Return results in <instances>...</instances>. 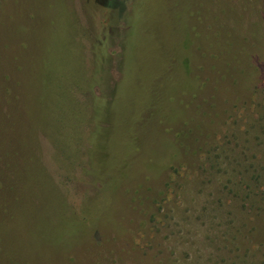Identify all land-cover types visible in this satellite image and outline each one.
Returning <instances> with one entry per match:
<instances>
[{
	"label": "rangeland",
	"instance_id": "1",
	"mask_svg": "<svg viewBox=\"0 0 264 264\" xmlns=\"http://www.w3.org/2000/svg\"><path fill=\"white\" fill-rule=\"evenodd\" d=\"M116 2L0 0V264H264V0ZM90 42L128 86L102 83ZM168 64L175 119L84 232L75 164L114 176L122 95L133 115Z\"/></svg>",
	"mask_w": 264,
	"mask_h": 264
},
{
	"label": "trees",
	"instance_id": "2",
	"mask_svg": "<svg viewBox=\"0 0 264 264\" xmlns=\"http://www.w3.org/2000/svg\"><path fill=\"white\" fill-rule=\"evenodd\" d=\"M117 0H113V4L116 5ZM125 3H121V8L114 6L115 8L119 9V14L126 17L127 13H124L125 10ZM136 5V6H135ZM135 5L131 7L130 13H128L130 16L134 13V8L137 7V2L135 0ZM131 25H128V30L126 32H129V36L133 37V31L131 29ZM86 42V41H84ZM86 44V43H85ZM93 47V52H98L97 60H94L95 62H98L100 64V71L104 70L102 74V83H103V77L108 76V80L114 85L120 86H128L129 80L131 77H135V74L137 76L138 71H135L132 67H125L122 66L123 70V78L118 82L112 81L111 76V70H112V64L114 62V58L112 56H107L102 53L101 50H99L98 46L94 43H91ZM87 50V47L86 49ZM124 52V48H123ZM123 55V54H122ZM121 55V56H122ZM124 65V63H123ZM182 68V69H181ZM173 71V77L170 75V71ZM185 66L178 67L177 64H173L172 66L170 64L166 65L161 73L159 75H154L153 77H149V88L146 90V100L144 103H142L141 107L134 111L133 115L128 114V108H127V97H124V100H121L120 107L124 111L121 115V134H122V141L119 142L120 144V151L119 153L114 155L113 159L111 160V166L109 171H114V176H110L109 180H105L102 176L97 175L95 172V166L90 165L89 163L85 162L86 160L83 159V162L76 163L75 168H79L80 170V176H81V183L85 184L91 189L90 195H84L78 199H72L71 195H69L70 201L73 203V205L79 209L81 206H83V202L86 200V198H93L95 199V213L92 217V220L89 219H82L81 218V225L84 232L91 231V234L96 231V225L98 222V219L100 217V211L104 210L108 204H110L116 194L117 191L120 188L121 180L130 172L125 171L124 172V165L127 164V160H130L131 154L137 151L142 152V146L141 143H143V139L147 133H149L152 129L159 130L157 126L159 125H168L171 123L173 118L176 117V111L175 107L173 105L174 99L171 98L168 94L167 97L162 93L160 88H165L169 91H171V84L172 80L175 78L176 74L179 75L180 73H184ZM166 77L163 78V75ZM169 74V75H168ZM186 74V73H185ZM104 75V76H103ZM164 81L165 84L169 83L167 86L162 85V82ZM153 85V86H151ZM195 86V83H194ZM101 97V95H100ZM100 97L97 99V102L100 100ZM117 98V97H116ZM97 105V104H96ZM97 107V106H96ZM95 107V108H96ZM101 113L102 111L99 110V107H97L96 113H95V120L96 125L99 127V125H105V123L101 122ZM162 130V129H161ZM174 155V153H172ZM173 155L171 158H173ZM130 156V157H129ZM170 160V159H169ZM148 163V162H147ZM163 163V162H162ZM160 163V165L162 164ZM100 164V163H97ZM102 164V163H101ZM160 165L158 168H160ZM144 169L145 166L143 165ZM66 179L70 178L68 175H64ZM70 194V193H69ZM88 196V197H87ZM89 228L91 230H89Z\"/></svg>",
	"mask_w": 264,
	"mask_h": 264
}]
</instances>
